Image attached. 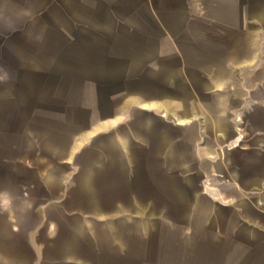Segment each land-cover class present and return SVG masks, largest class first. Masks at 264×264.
<instances>
[{
  "label": "crops",
  "instance_id": "obj_1",
  "mask_svg": "<svg viewBox=\"0 0 264 264\" xmlns=\"http://www.w3.org/2000/svg\"><path fill=\"white\" fill-rule=\"evenodd\" d=\"M0 264H264V0H0Z\"/></svg>",
  "mask_w": 264,
  "mask_h": 264
}]
</instances>
